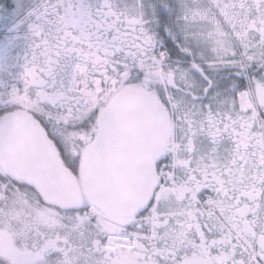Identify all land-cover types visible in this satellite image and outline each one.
<instances>
[{"label":"snow or ice","instance_id":"1","mask_svg":"<svg viewBox=\"0 0 264 264\" xmlns=\"http://www.w3.org/2000/svg\"><path fill=\"white\" fill-rule=\"evenodd\" d=\"M0 4V216L51 226L22 264H264V0Z\"/></svg>","mask_w":264,"mask_h":264},{"label":"flooded vegetation","instance_id":"2","mask_svg":"<svg viewBox=\"0 0 264 264\" xmlns=\"http://www.w3.org/2000/svg\"><path fill=\"white\" fill-rule=\"evenodd\" d=\"M15 36L21 39L16 48L8 54V58L10 63L19 60L22 65L23 57L26 55L24 32ZM50 231L51 226L38 216L33 204L14 201L6 217L0 216V258H3L5 264H22L37 233Z\"/></svg>","mask_w":264,"mask_h":264},{"label":"water","instance_id":"3","mask_svg":"<svg viewBox=\"0 0 264 264\" xmlns=\"http://www.w3.org/2000/svg\"><path fill=\"white\" fill-rule=\"evenodd\" d=\"M25 147V141L21 139L18 142V146L14 147L10 153L12 163L17 165L22 163L20 158L25 151ZM92 186V176L89 174L85 176L83 184H78L77 182L72 181L66 189V195L69 199L79 198L82 194L89 192L92 189Z\"/></svg>","mask_w":264,"mask_h":264},{"label":"trees","instance_id":"4","mask_svg":"<svg viewBox=\"0 0 264 264\" xmlns=\"http://www.w3.org/2000/svg\"><path fill=\"white\" fill-rule=\"evenodd\" d=\"M0 10V39L2 38V35L10 34L13 32H16L17 34L23 32L22 29L18 30L16 28L18 17H15L14 15L10 16V14L13 13H11V11L2 4H0Z\"/></svg>","mask_w":264,"mask_h":264},{"label":"rangeland","instance_id":"5","mask_svg":"<svg viewBox=\"0 0 264 264\" xmlns=\"http://www.w3.org/2000/svg\"><path fill=\"white\" fill-rule=\"evenodd\" d=\"M0 12H1V10H0ZM11 13H13V12H11ZM11 15H14L15 17H17L15 13L10 14V16H11ZM6 16H7V15H6ZM1 17H2V16H1ZM17 37H18V36L5 37V38L0 42V49L5 50L6 53H7V56H8V54L11 52V50H13V49L16 48V45H17V43L19 42V39H21V38L17 39ZM21 69H22L21 67H17V68L15 69L16 73L19 74V72L22 71ZM4 78H5V80L7 81V77H4Z\"/></svg>","mask_w":264,"mask_h":264}]
</instances>
